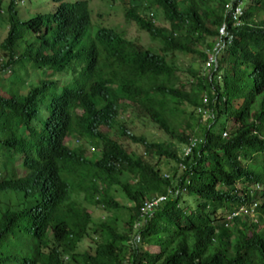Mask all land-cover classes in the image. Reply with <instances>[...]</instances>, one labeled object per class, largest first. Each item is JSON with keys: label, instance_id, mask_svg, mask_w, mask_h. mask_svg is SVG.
<instances>
[{"label": "trees", "instance_id": "1", "mask_svg": "<svg viewBox=\"0 0 264 264\" xmlns=\"http://www.w3.org/2000/svg\"><path fill=\"white\" fill-rule=\"evenodd\" d=\"M15 2L7 4L11 21ZM125 2L129 5L125 15L171 50L172 60L158 66L160 58L151 56L142 65L159 67L162 88L155 97L153 121L169 139L190 151L180 157L174 149L139 137L131 141L144 145L147 158L131 160L116 142L102 164L105 171L95 169L103 186H89L80 203L61 192L42 195L47 203L40 204L34 193L2 183L6 195L0 199V264H264V0ZM239 3L243 12L236 26L232 14ZM86 9V3L77 2L58 8L56 15L30 20L29 29L46 28L53 42L41 38L37 49L25 47L18 61L10 59L14 70L33 62L44 75L19 88L17 77L11 86L0 89L1 158L20 144L22 132L33 121L35 103H42L43 93L35 92V85L39 82L37 90L45 92L47 64H52L51 74L61 71L63 61L45 59L44 51L49 45L55 50L76 47L78 43L65 34H79ZM155 11L168 28L156 27L142 16ZM223 25L225 47L209 72L201 76L199 65L198 72L174 65V53L195 54L197 64H203ZM20 27L12 25L6 40L11 54L20 48ZM111 44L104 36L99 45L112 53L109 58L128 62L137 57L128 49L133 48L131 41L122 36ZM81 49L82 45L79 53ZM85 53H94L91 42ZM147 55L138 53V57ZM178 72L190 76V83L182 81ZM26 85L31 88L24 94L20 89ZM53 90L51 86V94ZM56 98L53 108L58 118L71 115L70 108L93 114L88 104L67 101L62 92ZM203 112L208 113L204 122ZM102 118L96 115L86 123L96 128ZM223 124L222 136L217 128ZM155 157L174 163L172 176L162 173ZM116 189L125 202L116 200ZM158 196L165 200L142 217L144 203ZM97 210L104 218L95 222L92 214ZM249 210L252 218L246 215ZM145 246L157 252H148Z\"/></svg>", "mask_w": 264, "mask_h": 264}, {"label": "clouds", "instance_id": "2", "mask_svg": "<svg viewBox=\"0 0 264 264\" xmlns=\"http://www.w3.org/2000/svg\"><path fill=\"white\" fill-rule=\"evenodd\" d=\"M23 1L16 0L14 4L15 19L11 21L7 10L9 0H0V30L1 28L5 29L4 37L2 39L0 37V52L3 53L0 60V89L3 86H11L17 77L21 78V83L18 84L19 88L23 83L39 79L44 75L43 71L35 70L36 65L34 66L33 62L28 63L24 69L16 68L15 70L10 62V59L18 61L21 54L24 53L23 48L25 47H36L37 49L40 46L41 38L53 42L46 28L34 27L33 30L28 28L30 20L34 16L56 15L58 8L67 7V4L77 2L86 3L87 13H85V24L79 34L74 36L71 32L65 34L68 40L78 43L76 47L55 50L54 46L49 45V48L44 51L45 59L58 57L63 61V65L59 73L51 74L48 66L51 67L52 64H47V72L43 79L47 85L44 89L45 92L40 91V89L37 90L40 87L39 82L35 85L36 89L34 88L35 92H41L43 95L42 103H35L34 111L36 112L33 115L32 123L22 132L20 144L17 145L16 149L13 150L12 148L6 157H0V199L6 195L2 188V183H4L13 188H20V191H24L25 194L34 193L36 201L40 204L47 203L42 195L47 193L50 195L60 194L61 192H66L74 202L80 203L83 201L89 186L93 185L98 188L103 186L97 181L95 169H103L102 164L109 157V147L115 149L114 144L116 142L128 152L127 156L131 160H136L139 156L147 158V150L144 145L131 141L133 138L140 137L147 142L142 135H139L140 133L136 132L132 126V121H147L162 132L153 121V115H155L153 105L157 103L155 97L162 86L157 77L159 67L149 69V66L142 64L151 56H156L161 60L158 65L160 66L164 62L172 60V53L170 49L164 48L159 38L151 37L125 15L124 11L129 7L125 0H121L119 8L112 6L116 0H106L105 6L114 15L120 14L138 34L146 35L144 39L128 36L129 31H125L121 24H116L118 26L104 24L101 15L93 13L92 8V12L89 9V3L93 0H27L24 10L27 15L22 17L18 11V6L22 5ZM233 12L234 24L239 26L238 18L243 12L241 3L234 8ZM142 16L152 19L151 23L156 27H169L159 11ZM160 17L161 24H157L156 21ZM14 24L16 27L21 25L19 32L22 39L20 48H16L15 54H11L7 49L6 40L12 32V25ZM53 26L56 25L53 24ZM221 30H223L222 34ZM104 36H109V41L112 44L118 36L131 41L133 48L128 47V49H133L132 54H136L137 57H131L128 62H124L122 59L109 58L112 53L108 50L105 52L99 46ZM224 36H226V32L223 25L219 30L215 47L212 51H206L203 68L206 64L207 67L205 66L204 72L206 70L209 72L208 69L216 64L217 58L221 56L225 47L221 45ZM231 41L232 37L230 36L229 42ZM90 42L94 46V53L87 56L85 49ZM154 42H158L160 48L155 47ZM80 45L83 49L79 53ZM140 52L148 53V55L138 57ZM79 54L78 60L76 56ZM210 58H212L211 61ZM71 67L74 71H71ZM51 86H54L52 94L49 91ZM30 88L26 85L20 89V92L25 94ZM47 91H49L48 95L46 94ZM35 92L33 95L40 97V94L36 95ZM60 92L68 96L67 101L78 100L88 104L92 108L93 114L85 115L82 109L70 108L71 115L62 118L60 114L58 118L56 109L53 107L54 102L58 99L55 97ZM203 100L205 102V96H203ZM96 115H102L103 118L96 128H89L86 121L93 119ZM121 132L124 133L120 134ZM183 147L189 153V147ZM159 159L161 158L155 157L153 161H159ZM147 160L150 161V159ZM37 194L40 195L37 196ZM159 199L163 200L159 201ZM164 200L163 196H158L154 200L146 201L141 209L142 217ZM147 204L153 205L150 210H145ZM87 211L88 213L91 212L89 208ZM138 226L139 223L135 224L134 227ZM135 241V243H139V237Z\"/></svg>", "mask_w": 264, "mask_h": 264}, {"label": "rangeland", "instance_id": "3", "mask_svg": "<svg viewBox=\"0 0 264 264\" xmlns=\"http://www.w3.org/2000/svg\"><path fill=\"white\" fill-rule=\"evenodd\" d=\"M25 1L27 2V0H24L22 2V5L18 6V11L20 12V15L22 17H25L27 15L26 12H24L25 10ZM105 1L106 0H93L91 1V3H89V9L92 12L93 9V13L96 14H100L101 15V20L104 24H106L107 26H114L116 24H121L124 27L125 31H129L127 33L128 36L130 37H141L142 39H144L146 37V35L144 34H138L137 31H135L129 24L128 22H126L124 20L123 17L120 16V14H116L114 15L112 13V11L108 10L105 6ZM113 2V1H112ZM114 4L112 5L113 7L119 8L120 4H121V0H116L115 2H113ZM38 4V3H37ZM36 4V6H37ZM117 4V5H115ZM27 5V4H26ZM92 8V9H91ZM92 13V15H93ZM124 21V22H123ZM157 24H161V17L159 19H157L156 21ZM118 26V25H116ZM4 28H1V34L0 37L1 39L4 37ZM144 35V36H142ZM155 47L160 48V44L157 42H154ZM223 55V54H222ZM3 57V53L0 52V60ZM198 57L194 54V55H182V54H178L175 53V65L178 66L179 68L182 69H192L193 71H199V68L197 65H199V67L202 69L200 73V75L202 76V74H204V68L205 66L207 67V64L204 65L203 68V64L202 63H198L197 64V59ZM193 60H195L191 65H189ZM202 64V65H200ZM207 72V70H206ZM179 78L182 81H188V83H190V76H187V74H180L179 73ZM2 79V78H1ZM49 91L46 92V94L48 95ZM56 93H58V91L56 90ZM207 112H203V116H202V122H204L208 115ZM223 122V120H222ZM228 125L231 126L232 125V121L228 122ZM132 126L136 129V132L140 133L139 135H142L148 143H158V144H162L165 145L166 147H169L170 149H174L177 153L178 156L180 157H184L186 154L188 153L187 149L184 148L183 146L177 144L174 140L169 139L168 137H166L162 132H160L157 128L151 126L147 121H132ZM217 132L218 131H223L222 136L224 135L225 132V125L223 124V126H221V128H217ZM138 130V131H137ZM158 165L160 166L162 172L165 174V176H172L173 175V167H174V163L171 162V160L167 159V158H161L158 161ZM118 189H116V191L113 193V195L115 194V198L116 200L125 202V199L120 195L119 192H117ZM89 211H91L89 209ZM224 212V211H223ZM124 214V213H123ZM247 216H249L250 218L253 217V214H251V211H248V213L246 214ZM94 221L97 222L98 220H103L104 215L101 214V212L95 211L92 214ZM145 250H147L148 252H157L156 248H153L152 246H145Z\"/></svg>", "mask_w": 264, "mask_h": 264}, {"label": "built area", "instance_id": "4", "mask_svg": "<svg viewBox=\"0 0 264 264\" xmlns=\"http://www.w3.org/2000/svg\"><path fill=\"white\" fill-rule=\"evenodd\" d=\"M220 32L222 34L223 30H221ZM211 60H212V58H210V61ZM161 200H163V199H159V201H161ZM152 206H153L152 204H147L146 207H145V210H150L152 208Z\"/></svg>", "mask_w": 264, "mask_h": 264}]
</instances>
